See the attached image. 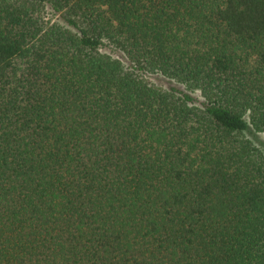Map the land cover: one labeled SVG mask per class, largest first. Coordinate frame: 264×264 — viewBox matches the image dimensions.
Wrapping results in <instances>:
<instances>
[{"label":"trees","instance_id":"trees-1","mask_svg":"<svg viewBox=\"0 0 264 264\" xmlns=\"http://www.w3.org/2000/svg\"><path fill=\"white\" fill-rule=\"evenodd\" d=\"M0 264H264V0H0Z\"/></svg>","mask_w":264,"mask_h":264},{"label":"rangeland","instance_id":"rangeland-1","mask_svg":"<svg viewBox=\"0 0 264 264\" xmlns=\"http://www.w3.org/2000/svg\"><path fill=\"white\" fill-rule=\"evenodd\" d=\"M106 50H107V49H106ZM109 51H110L111 54H113V55H115V56H118V55H119V53L116 52L115 50H109Z\"/></svg>","mask_w":264,"mask_h":264}]
</instances>
